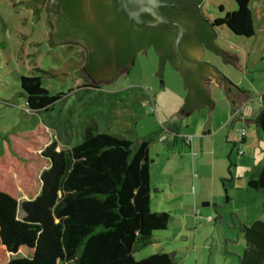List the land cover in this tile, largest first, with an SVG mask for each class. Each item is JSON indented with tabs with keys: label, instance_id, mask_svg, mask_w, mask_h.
Masks as SVG:
<instances>
[{
	"label": "trees",
	"instance_id": "16d2710c",
	"mask_svg": "<svg viewBox=\"0 0 264 264\" xmlns=\"http://www.w3.org/2000/svg\"><path fill=\"white\" fill-rule=\"evenodd\" d=\"M81 1L63 0L66 12ZM234 1L235 10L212 20L201 11L202 0H196L197 16L212 29V40L215 28L222 25L238 36L255 34L252 0ZM161 10L172 18L166 8ZM117 15L119 20L108 26V33L117 32L124 46L131 26L127 16ZM176 34V26H144L142 40L156 37L158 52L161 47L171 55ZM203 41L202 45L207 43ZM20 88L27 108L39 114L55 108L61 97L51 94L36 75H22ZM261 103L254 122L264 140V93ZM168 136L161 129L135 144L126 136L88 126L78 143L57 150L43 121L32 130L8 133L0 154V264H177L176 251L140 260L133 256L153 243L155 232L166 230L172 220L168 212L151 210L154 161L149 149ZM248 185L260 193L264 207V164ZM230 225L239 229L246 242L239 264H264V220L246 225L233 216Z\"/></svg>",
	"mask_w": 264,
	"mask_h": 264
},
{
	"label": "rangeland",
	"instance_id": "374dc122",
	"mask_svg": "<svg viewBox=\"0 0 264 264\" xmlns=\"http://www.w3.org/2000/svg\"><path fill=\"white\" fill-rule=\"evenodd\" d=\"M40 1L0 0V154L3 150L2 139L8 133L32 130L41 121L56 141L57 150H66L78 143L88 126L124 135L135 144L164 129L162 122L177 112L185 102L188 90L183 88L181 73L170 62L165 65L160 63L162 85L156 91L160 80L155 74L158 58L152 46L143 50L144 55L139 53L136 56L128 74L120 75L113 82H100L97 87L86 85L87 82L94 83L84 74L85 54L82 47L73 41L59 44L51 41L53 24L50 0ZM200 7L203 14L213 20L235 10L237 5L234 0H202ZM249 7L255 25L252 37L238 36L222 25L215 28L213 39L214 45L226 51H235V63L239 69L223 64L217 54L205 50V45L201 44L200 48L201 61L213 66L229 79L233 84L232 93L239 90L249 92L250 100L246 104L255 109L264 91V0H252ZM22 75L39 76L42 85L51 94H61L55 108L40 114L28 109L25 97L19 95ZM222 89L214 94L218 105L221 97L229 101ZM201 110V116L205 118L204 112H209L208 107ZM193 121H187L191 125V132H188L195 136L193 127L200 123L197 115ZM241 125L238 123L237 128H233L231 137H239L238 132L243 128ZM244 129L248 131L245 123ZM166 143L158 140L150 146V157L156 160V164H152L153 176L161 180L165 178L161 174V150ZM228 146L232 157L234 160L237 158L238 162L252 156L254 148L243 143L233 147L232 142ZM239 147L244 151L242 155H237ZM194 161L195 155H190V171ZM242 169L239 168L238 173L242 174ZM230 177L229 174L224 183L233 199L229 205L225 204L224 198L221 199L222 204L214 212L213 220L202 212L201 219L195 222L187 220L190 226L188 229L179 223L170 222L169 229L155 232V240L158 235L166 233L164 240H156L147 245L134 253V258L140 260L154 253L176 251L177 264H239L246 242L239 229L230 224L233 216L245 215L243 194L248 184L246 182L244 185V181L236 176L233 180ZM192 186L189 188L193 193ZM219 187L224 192L222 185ZM207 208L210 207L200 203V211ZM152 209H157L155 202ZM21 215L19 211L18 216ZM229 236L231 241L226 243ZM227 247L233 254H227ZM225 254L231 258L226 263Z\"/></svg>",
	"mask_w": 264,
	"mask_h": 264
},
{
	"label": "crops",
	"instance_id": "0c3cea01",
	"mask_svg": "<svg viewBox=\"0 0 264 264\" xmlns=\"http://www.w3.org/2000/svg\"><path fill=\"white\" fill-rule=\"evenodd\" d=\"M220 76L222 88L227 92V97L232 104L221 97L219 98L221 102L218 105L214 94H217V90L221 88L208 83L207 90L212 101V113L208 129L205 131L203 126L209 116V112H204L205 118L201 116L203 115L201 113L203 110L201 109L208 107L207 104L200 105L197 109H191L186 115L187 118L183 119L182 117L180 119L177 129L171 125L165 126L164 129L170 133V136L166 139L167 143L162 148L163 150H161L163 154L161 174L165 177L164 180H161L157 176L154 177L152 172L153 166L151 167V210L153 211L152 204L155 202L157 206L155 211H165L172 214L171 222L179 223L187 229L190 227L187 220L191 219L195 222L198 218L201 219L203 217L201 215L202 212L210 220H213L214 212L216 213L217 208L222 204L221 199L224 198L225 204L229 205L233 197L229 194V190L226 189L224 183L225 178L229 174L232 180L236 176L242 182L244 181L245 185L246 182L248 184L250 180L257 178L259 170L264 164L263 139L260 138L254 122L255 116L262 108L261 99L259 105L256 103V108L252 109V107L246 104L250 100V96H248L249 92L246 93L238 89L237 93H232L231 88L233 84L221 73ZM205 77L207 78L206 81L210 80L209 77ZM185 89L189 90L188 87ZM262 92L264 93V91ZM263 93H261V96ZM236 109H241L240 114L236 115L237 117L234 116ZM195 115H197L200 123L193 127L195 128V136H193L189 130L191 125L187 121L194 122ZM238 123L242 124L243 128L244 123L248 126V131L245 130L242 143L247 147H254L252 156H248L240 162H238L237 158L234 160L228 146L229 142H232L233 147L238 145L239 137H231L232 130L235 126L237 128ZM141 141L142 139L138 143ZM258 148L260 149L259 151ZM190 155H195L192 171H190L189 164ZM153 161L155 165L156 160L153 159ZM239 168L244 169H242V174L238 173ZM246 171L248 172L245 173ZM245 177L246 179H243ZM191 184L193 185V193L189 188ZM220 185L224 188V192L220 190ZM250 189L252 188L248 185L243 194L245 215L242 217H239V214L236 215L246 225L252 221L264 219L263 198L257 191ZM23 196L25 195L23 194ZM201 202H203L204 206H209L210 208L200 211L199 205ZM167 229H169V226ZM165 236H167L166 233L160 234L156 240H164ZM230 236L227 237L226 243L228 240L231 241ZM156 240L154 239V241ZM226 252L230 255L233 254L232 251H229L228 247ZM227 254L224 256L225 263L231 260Z\"/></svg>",
	"mask_w": 264,
	"mask_h": 264
},
{
	"label": "flooded vegetation",
	"instance_id": "af4514ba",
	"mask_svg": "<svg viewBox=\"0 0 264 264\" xmlns=\"http://www.w3.org/2000/svg\"><path fill=\"white\" fill-rule=\"evenodd\" d=\"M91 1H81L70 13L66 12L63 0H61L59 6L53 5L49 9L57 14L53 24V35L62 38L63 41L69 40L79 44L85 54L86 65L89 64L95 55L106 54V52L110 51L111 46L117 45L116 52L113 55V63H115L114 73L109 81H105V78L102 77L101 83L113 82L120 75L128 74L136 56L145 48L153 46L158 53L160 61L162 56L164 57L163 65L167 62L172 63L182 73L190 88L198 87L201 89L199 84L207 80L203 75L205 66L188 60L198 61L192 55L194 44L197 42L201 45L200 42L203 40V42L212 41V29L202 23L201 18L197 16L198 4H196V0H178L181 3L180 6H161V8H166L172 19L180 21L184 26V33L179 43L184 58L179 57L175 48L171 55L167 51L164 52L161 47L158 52L155 47L156 37H148L144 41L142 40V29L144 26L156 29H172L176 25L170 23L159 25L137 24L131 21L125 13L117 10L116 0H98V5L92 4ZM118 13L123 17L127 16L126 18L131 26L129 41L124 46L120 44L117 32L112 35L108 33V26L118 22ZM143 16L151 19V16L147 13H144ZM90 84L97 87L99 83L92 84L87 82L86 85Z\"/></svg>",
	"mask_w": 264,
	"mask_h": 264
},
{
	"label": "water",
	"instance_id": "95a60500",
	"mask_svg": "<svg viewBox=\"0 0 264 264\" xmlns=\"http://www.w3.org/2000/svg\"><path fill=\"white\" fill-rule=\"evenodd\" d=\"M36 1L38 3L41 2L40 0H36ZM116 3H117V10L125 13L131 21L137 24L159 25L162 23H170V24L176 25L177 35L174 40V48H175L176 53L179 55V57L184 58V56L181 53L180 47H179L180 40L182 39V36L184 33V26L180 21L174 20L168 17L161 10V6H167V7H172L173 5L180 6L181 3L178 0H116ZM60 4H61V0H50L49 7L53 5L59 6ZM51 13H52L51 22L52 24H54L57 18V14L53 13L52 11ZM144 13L149 14L151 16V19L145 18L143 16ZM51 41L54 44L66 42V41H63L62 38H58L55 35H52ZM204 45H205V50L207 52L217 54L220 57L223 64L239 69L235 63L236 53L234 50L226 51L216 45H212L211 41L209 43L208 42L204 43ZM116 47L117 45L111 46L110 51L106 52V54L103 53V54L95 55L88 65H86L87 62L84 63L83 65L84 74L91 82L100 83L102 77L105 78V81L110 80V78L112 77L114 73L113 71L115 70V63H113V55L116 52ZM141 54L144 55V51H142ZM156 54L158 58V68L156 69L155 74L158 76L160 80V85L156 89L157 91L162 85V78H161V69H160L161 61L159 59L157 52ZM192 55L196 57L198 61L196 60H188V61L192 63H200L203 66H205L203 75L209 77L210 80L203 81L202 83H200L199 87L201 89H199L198 87H192L193 88L192 89L186 83V80L184 79V76L182 75V73L178 69H176L172 63H170L174 69L178 70L181 73V76L183 79V88L188 87L189 90L186 94L184 104L178 109L177 112H175L171 117L165 119L162 123L164 126L171 125L177 129L180 119L186 116L190 112L191 109H197L200 105L207 104L209 116L203 126L204 130L206 131L208 129V125H209V121H210V117L212 113V101H211L210 95L207 90V84L212 83L216 86H219L222 89L221 76L216 68H214L213 66L209 64L205 65L202 63L201 48H200V44L197 42L196 44H194V47L192 49ZM104 83H108V82H104ZM156 91L154 92V94L156 93ZM223 94L230 101V99L227 97L224 91H223ZM230 103L232 104L231 101ZM184 106H187V108L182 110Z\"/></svg>",
	"mask_w": 264,
	"mask_h": 264
},
{
	"label": "built area",
	"instance_id": "2783aa9c",
	"mask_svg": "<svg viewBox=\"0 0 264 264\" xmlns=\"http://www.w3.org/2000/svg\"><path fill=\"white\" fill-rule=\"evenodd\" d=\"M240 111H241V109H236L235 112H234V116H236L238 113L240 114ZM238 133H239V138H238V142L237 143L239 144V143L243 142V139H244V136H245V129L242 128ZM237 151H238L239 155H242L244 153V151L240 147L238 148Z\"/></svg>",
	"mask_w": 264,
	"mask_h": 264
}]
</instances>
